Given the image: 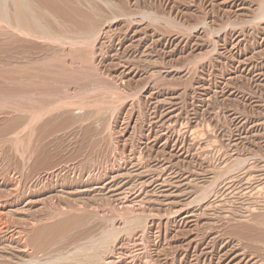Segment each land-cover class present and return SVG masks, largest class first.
Here are the masks:
<instances>
[{
	"label": "rangeland",
	"instance_id": "rangeland-1",
	"mask_svg": "<svg viewBox=\"0 0 264 264\" xmlns=\"http://www.w3.org/2000/svg\"><path fill=\"white\" fill-rule=\"evenodd\" d=\"M56 1L0 23V263L264 264V0Z\"/></svg>",
	"mask_w": 264,
	"mask_h": 264
},
{
	"label": "bare ground",
	"instance_id": "bare-ground-1",
	"mask_svg": "<svg viewBox=\"0 0 264 264\" xmlns=\"http://www.w3.org/2000/svg\"><path fill=\"white\" fill-rule=\"evenodd\" d=\"M29 1V0H28ZM60 1V0H59ZM66 1V0H65ZM72 1V0H71ZM76 1V0H75ZM110 1V0H109ZM11 2H12V4H13V6H12V4H11ZM11 2H10V4L9 5H11V7L9 6V8H10V10H12V7H13V12H12V14H13V17H14V20H15V22H14V20H12V21H10V19H9V17H8V11H7V9H9L8 7H7V3H9V0H8V2H7V0H0V23L2 22H4L5 21V23L7 22L8 24L5 26V25H2L3 27H6L7 28V26L10 24V26L12 25V27H15V29H16V31L18 32V33H22V34H25V35H27V36H29V35H36V36H38V38L39 37H41V38H43V37H46V38H50V37H48V36H51V35H53V37H51L52 39H54V37H57L58 39L60 38L59 36H57V35H61V33H59V34H57V31H59V29L58 30H56V31H54L55 29H52L51 27H50V24H49V27H44V26H42L41 25V21L38 19L39 17V15H37V14H35L34 15V13H33V11H31V9L29 8V7H31L30 5H29V3L27 2V0H11ZM31 2V1H30ZM40 2H42V4H45L46 5V7L48 6V7H51L52 8V10L53 9H55V10H57L58 12H59V10L60 9H62L61 7H62V5H61V3L60 2H58V1H56V0H40ZM105 2H107V1H105ZM78 3V2H77ZM83 3V2H82ZM93 3H94V1H93ZM104 3V2H103ZM73 4V3H72ZM106 4V3H105ZM108 4V3H107ZM91 5H93V4H91ZM97 5V4H96ZM71 6V5H70ZM73 6V5H72ZM74 6H76L75 4H74ZM102 6V5H101ZM100 6V7H101ZM109 6V5H108ZM44 7V6H43ZM94 7H95V5H94ZM40 8V7H39ZM75 8V7H74ZM91 8H93V7H91ZM46 9V8H45ZM76 9V11H77V9H79V4H78V8H75ZM80 9H81V7H80ZM93 9H95V8H93ZM54 10V11H55ZM71 10H72V8H71ZM103 10V9H102ZM40 11V10H39ZM56 11V12H57ZM75 11V10H74ZM73 11V12H74ZM97 11V10H96ZM36 12V11H35ZM38 12V11H37ZM51 12V11H50ZM79 12V11H78ZM77 12V13H78ZM99 11H97V13H98ZM101 12V11H100ZM103 12V11H102ZM59 13H62L61 12V10H60V12ZM76 13V14H77ZM90 13H92V12H90ZM54 14V13H53ZM95 14V13H94ZM10 15H11V13H10ZM44 15V14H43ZM46 15V14H45ZM78 15H80L82 18H84L83 20L85 21V24L87 25V27H89L90 29H92V27H93V25H92V23H93V14H85V13H83V12H79L78 13ZM52 16V15H51ZM74 16H75V14H74ZM104 16V15H103ZM13 17L11 18V19H13ZM44 17V16H43ZM59 17H62V16H59ZM80 17V18H81ZM90 17H92V18H90ZM98 17V16H97ZM106 17V16H105ZM41 18H42V15H41ZM52 18H54V16L52 17ZM65 18V17H64ZM81 18V19H82ZM44 19V18H43ZM46 19V18H45ZM49 19V18H48ZM100 19V18H99ZM54 20V19H53ZM59 20V19H58ZM48 21V20H47ZM55 21V20H54ZM62 21H64V20H62ZM74 21V20H73ZM49 22V21H48ZM61 22V21H60ZM77 22V21H76ZM96 24H97V22L96 21H94ZM100 22V21H99ZM99 22H98V24H99ZM45 23V22H44ZM47 23V22H46ZM53 23V22H52ZM51 23V24H52ZM64 23H65V21H64ZM107 23V22H106ZM56 24V23H55ZM58 24V23H57ZM56 24V25H57ZM60 24V23H59ZM78 24H82V22L81 21H78ZM101 24V23H100ZM76 25H77V23H76ZM83 25V24H82ZM10 26L8 27V28H10ZM53 26V25H52ZM67 26V25H66ZM70 26V25H69ZM95 26H97V25H95ZM98 26H100V25H98ZM104 26V25H103ZM58 27V26H57ZM56 27V28H57ZM61 27V26H60ZM55 28V27H54ZM93 28H95V27H93ZM97 28V27H96ZM100 28V27H99ZM10 29H12V28H10ZM15 29H13L14 31H15ZM64 30H65V28H63ZM69 29V28H68ZM98 29V28H97ZM8 30V29H7ZM78 30V29H77ZM94 30V29H93ZM93 30H91L92 32H94ZM12 31V30H11ZM70 31V30H69ZM96 31V30H95ZM98 31V30H97ZM56 32V33H55ZM67 32H68V30H67ZM67 32H65V33H67ZM71 32V31H70ZM69 33V32H68ZM56 34V35H55ZM90 34H92V33H90ZM63 35V34H62ZM61 35V40H62V38H63V36L65 35H63L62 36ZM67 35V34H66ZM80 35V34H79ZM93 35V34H92ZM97 35H99L98 33H97ZM16 36V35H15ZM69 36V35H68ZM17 37V36H16ZM33 37V36H32ZM66 37V36H65ZM80 37H81V35H80ZM79 37V38H80ZM94 37H95V34H94ZM21 38V37H20ZM28 38V37H27ZM67 38V37H66ZM75 38H76V36H75ZM22 39V38H21ZM56 39V38H55ZM65 39V38H64ZM63 39V40H64ZM71 39H73V38H71ZM78 39V38H77ZM14 39H12V41H13ZM74 40V39H73ZM79 40H81V39H79ZM79 40H77V41H74V42H78ZM84 40V39H83ZM86 40V39H85ZM88 40V39H87ZM10 41V40H9ZM20 41V40H19ZM50 41H51V39H50ZM53 41V40H52ZM51 41V42H52ZM59 41H60V39H59ZM69 41V40H68ZM67 41V42H68ZM48 42V41H47ZM54 42V41H53ZM55 42H56V40H55ZM64 42V41H63ZM63 42H62V44H63ZM74 42H70V43H74ZM80 42V41H79ZM86 42V41H85ZM5 43V42H4ZM12 43V42H11ZM57 43V42H56ZM64 44H65V42H64ZM63 44V45H64ZM80 44V43H79ZM82 44H84V43H82ZM86 44V43H85ZM11 45V44H10ZM72 45V44H71ZM76 45V44H75ZM74 46V45H73ZM78 46V45H77ZM82 46V45H81ZM75 47V46H74ZM7 48V47H6ZM52 48V47H51ZM76 49V48H75ZM18 51V50H17ZM61 60V59H60ZM47 61V60H46ZM50 63V62H49ZM4 65H5V63H4ZM3 65V66H4ZM28 65H30V64H28ZM36 67V66H35ZM4 68V67H3ZM10 69V68H9ZM28 69V68H27ZM10 72V71H9ZM42 72V71H41ZM47 72V71H46ZM51 74V73H50ZM97 80H99V79H97ZM22 83V82H21ZM109 88V87H108ZM116 89V88H115ZM93 90V89H92ZM111 91V90H110ZM121 92V91H120ZM21 93V92H20ZM19 94V93H18ZM77 94V93H76ZM14 95V94H13ZM17 95V94H16ZM22 95V94H21ZM11 96V95H10ZM17 97V96H16ZM19 97H21V96H18L17 98H19ZM23 97V96H22ZM21 97V98H22ZM24 98V97H23ZM3 99V98H2ZM111 99V98H110ZM9 100V99H8ZM32 100V99H31ZM20 101V100H19ZM18 101V102H19ZM23 101V100H22ZM55 101V100H54ZM115 101V100H114ZM6 102H8V101H6ZM12 102V101H11ZM17 102V101H16ZM13 103V102H12ZM20 103V102H19ZM19 103H18V105H19ZM42 103V102H41ZM40 103V105H43V103L41 104ZM49 103V102H48ZM47 103V104H48ZM55 103V102H54ZM22 104V103H21ZM47 104H46V106H47ZM85 104V103H84ZM113 104V103H112ZM10 105V104H9ZM14 106H15V104H13ZM23 105V104H22ZM22 105H21V107H22ZM39 105V106H40ZM49 105V104H48ZM87 105V104H86ZM4 106H5V104H4ZM46 106H45V112H46ZM6 107H8V104H7V106ZM12 107V106H11ZM16 107V106H15ZM18 107V106H17ZM21 107H20V109H19V107L18 108H14V107H12L13 109H15V110H22L21 109ZM24 107V106H23ZM28 107V106H27ZM29 109L31 108L30 106L28 107ZM27 108V109H28ZM34 108V107H33ZM43 108H44V106H43ZM47 108H48V106H47ZM53 108V107H52ZM82 109V108H81ZM99 109V108H98ZM48 112H49V109L47 110ZM21 112V111H20ZM24 112V111H23ZM25 112L27 113L28 111L25 109ZM24 112V113H25ZM31 112V111H30ZM32 112H34V111H32ZM42 112H44L43 110H42ZM44 112V113H45ZM22 113V112H21ZM34 113H36V112H34ZM30 114V113H29ZM30 115H33V113H31ZM37 115H38V118H39V114L37 113ZM90 115V114H89ZM28 116V115H27ZM26 116V117H27ZM63 117V116H62ZM32 118V117H31ZM38 118H36V120L38 119ZM61 118V117H60ZM102 118V117H101ZM30 118H28V120H29ZM40 119V118H39ZM98 120V119H97ZM31 121V119L29 120V122ZM34 121V120H33ZM56 121V120H55ZM60 121V120H59ZM32 122V121H31ZM24 123V122H23ZM27 122H25V124H26ZM52 123V122H51ZM55 123V122H54ZM24 124V125H25ZM29 125H31V124H29ZM52 125V124H51ZM28 126V125H27ZM99 127V126H98ZM24 128V127H23ZM29 128V127H28ZM10 130V129H9ZM17 130V129H16ZM20 130H22V129H20ZM22 131H24V130H22ZM7 132V131H6ZM11 132V131H10ZM13 132H14V130H13ZM13 132H12V134H13ZM18 132L20 133V131L18 130ZM17 131L15 132V135L16 134H19ZM21 133H23V132H21ZM5 134V133H4ZM6 135V134H5ZM15 135H12L13 137L15 136ZM18 138H19V136L18 135H16ZM16 136H15V141L17 140V141H20V139H21V137H20V139H18V138H16ZM1 138V137H0ZM4 138V137H3ZM9 139H11V136H10V138ZM13 139V138H12ZM240 159V158H239ZM238 164V163H237ZM240 166V165H239ZM238 166V167H239ZM228 169V168H227ZM222 171V170H221ZM232 171V170H231ZM222 173H224V172H222ZM222 178V177H221ZM211 183V182H210ZM215 186V185H214ZM210 188V187H209ZM208 190V189H207ZM200 193V192H199ZM207 193H208V191H207ZM204 195V194H203ZM85 210V209H84ZM84 210H82V211H84ZM81 211V212H82ZM130 211V210H129ZM80 212V211H79ZM87 213V212H86ZM85 213L83 212V214L81 213V216H83ZM78 215H80V214H78ZM77 215V216H78ZM129 215V214H128ZM69 216V215H68ZM102 216V215H101ZM84 217V216H83ZM83 217H81L82 218V220H83ZM263 217V216H262ZM261 219V218H260ZM263 219V218H262ZM109 220V219H108ZM63 221H65V219L63 220ZM68 221V220H67ZM85 221V220H84ZM83 221V222H84ZM262 221V220H261ZM81 222V221H80ZM109 222V221H108ZM134 222V221H133ZM57 223V222H56ZM64 223V222H63ZM64 224H66V222L64 223ZM61 225V224H60ZM88 225V224H87ZM52 225L50 224V227H51ZM45 227V226H44ZM46 227H48V226H46ZM53 227V226H52ZM51 227V228H52ZM111 227V226H110ZM43 228V227H42ZM50 228V229H51ZM54 228V227H53ZM62 228L63 227H61V231H62ZM45 231H46V228H43ZM58 229V228H57ZM67 229V228H66ZM111 229V228H110ZM126 229V228H125ZM260 229V228H259ZM44 230H42V231H44ZM49 230V229H48ZM54 230V229H53ZM55 231V230H54ZM104 231V230H103ZM47 232V231H46ZM127 232V231H126ZM57 233V232H56ZM102 233V232H101ZM105 233L107 234V230L105 231ZM105 233H104V236L101 234V239H95V238H93V239H90V240H92V242H90V240H89V242L91 243H89L88 245H89V248H88V245L86 246V248H85V250L88 248V250L89 251H86L85 252V250H83L82 249V246H80V250L79 251H81V252H79L80 254H82L83 255V257L84 258H87L88 260H92V261H97V264H98V262L101 264V260H102V258H103V256H101V254L100 253H102L101 251H102V249L105 247V245H108V248H110L109 247V244H108V242H110V240L107 238V236H109L110 235V233H111V231L109 230V235L107 234V235H105ZM54 233H51V234H49V235H53ZM96 237V236H95ZM103 237V238H102ZM89 238V237H88ZM110 238V237H109ZM49 240V239H48ZM94 240V241H93ZM107 240H109L108 242H107ZM82 241H84V240H82ZM17 243H19V242H17ZM25 244V243H24ZM23 244V245H24ZM87 244V243H86ZM85 244V245H86ZM19 246H21V245H19ZM84 246V245H83ZM27 248V247H26ZM106 248V247H105ZM107 248V249H108ZM100 249H101V251H100ZM111 249V248H110ZM104 250V249H103ZM69 251V250H68ZM77 252V253H78ZM59 253V252H58ZM62 254V253H61ZM74 254V253H73ZM73 254H71L70 256L71 257H73V256H75V255H73ZM79 254V255H80ZM73 255V256H72ZM77 255V254H76ZM103 255H104V253H103ZM106 255V254H105ZM68 256V255H67ZM81 256V255H80ZM71 257H69V259L71 258ZM78 257V256H77ZM83 257H81L82 259H83ZM102 257V258H101ZM7 258V257H6ZM68 258V257H67ZM79 258V257H78ZM3 259V258H2ZM1 259V260H2ZM9 259V258H8ZM37 259V258H36ZM39 259V258H38ZM58 259V258H57ZM62 259V258H61ZM63 259H64V257H63ZM65 259H66V257H65ZM68 259V261H71L72 259H70L69 260ZM75 258L73 257V260H74ZM4 260V259H3ZM2 260V261H3ZM5 260H7V259H5ZM72 260V261H73ZM76 260V259H75ZM81 260V259H80ZM109 260V259H108ZM108 260H106L105 259V262H107ZM77 261H79L78 259H77ZM82 261V260H81ZM84 261V260H83ZM101 261V262H100ZM104 261V260H103ZM47 262V261H46ZM85 262V261H84ZM87 262V261H86ZM109 263H111L110 262V260L108 261ZM255 262V261H254ZM1 263H4V262H1ZM0 263V264H1ZM11 263V262H10ZM25 263V262H24ZM28 263V262H27ZM48 263V262H47ZM60 263H61V261H60ZM81 263V262H80ZM79 263V264H80ZM83 263V262H82ZM81 263V264H82ZM6 264V263H5ZM16 264V263H15ZM78 264V263H77ZM104 264V263H103ZM106 264V263H105Z\"/></svg>",
	"mask_w": 264,
	"mask_h": 264
}]
</instances>
